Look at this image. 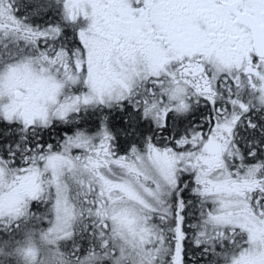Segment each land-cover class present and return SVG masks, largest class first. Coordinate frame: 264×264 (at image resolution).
I'll list each match as a JSON object with an SVG mask.
<instances>
[{
  "label": "snow or ice",
  "instance_id": "obj_1",
  "mask_svg": "<svg viewBox=\"0 0 264 264\" xmlns=\"http://www.w3.org/2000/svg\"><path fill=\"white\" fill-rule=\"evenodd\" d=\"M0 264H264V0H0Z\"/></svg>",
  "mask_w": 264,
  "mask_h": 264
}]
</instances>
